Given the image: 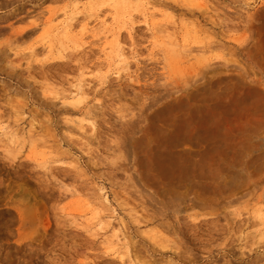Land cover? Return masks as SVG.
Instances as JSON below:
<instances>
[{"label":"rangeland","instance_id":"obj_1","mask_svg":"<svg viewBox=\"0 0 264 264\" xmlns=\"http://www.w3.org/2000/svg\"><path fill=\"white\" fill-rule=\"evenodd\" d=\"M115 6L0 0V264H135L127 243L264 264V140L222 196L151 180L135 150L165 100L222 76L264 90V0Z\"/></svg>","mask_w":264,"mask_h":264},{"label":"bare ground","instance_id":"obj_2","mask_svg":"<svg viewBox=\"0 0 264 264\" xmlns=\"http://www.w3.org/2000/svg\"><path fill=\"white\" fill-rule=\"evenodd\" d=\"M127 2L114 0L119 15ZM262 61L264 68V57ZM241 83L228 76L216 77L194 93L165 100L153 109L135 146L143 173L159 184L184 186L195 193L199 186L214 196H222L232 183H241L242 171L249 167L247 150L257 152L264 140V90ZM84 86L76 84L71 93H83ZM254 160L249 161L254 164ZM114 236L116 242L122 240ZM135 248L130 243L125 248L135 264H174L169 258L152 261Z\"/></svg>","mask_w":264,"mask_h":264}]
</instances>
